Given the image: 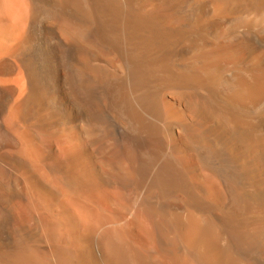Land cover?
<instances>
[{
	"label": "bare ground",
	"instance_id": "bare-ground-1",
	"mask_svg": "<svg viewBox=\"0 0 264 264\" xmlns=\"http://www.w3.org/2000/svg\"><path fill=\"white\" fill-rule=\"evenodd\" d=\"M0 11V264H264V0Z\"/></svg>",
	"mask_w": 264,
	"mask_h": 264
},
{
	"label": "rangeland",
	"instance_id": "rangeland-1",
	"mask_svg": "<svg viewBox=\"0 0 264 264\" xmlns=\"http://www.w3.org/2000/svg\"><path fill=\"white\" fill-rule=\"evenodd\" d=\"M20 32L21 28L16 29L10 16L0 14V63L14 60L12 50L13 46L18 44Z\"/></svg>",
	"mask_w": 264,
	"mask_h": 264
}]
</instances>
